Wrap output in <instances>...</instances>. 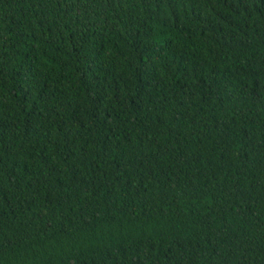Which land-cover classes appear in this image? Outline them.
Wrapping results in <instances>:
<instances>
[{
    "label": "trees",
    "instance_id": "1",
    "mask_svg": "<svg viewBox=\"0 0 264 264\" xmlns=\"http://www.w3.org/2000/svg\"><path fill=\"white\" fill-rule=\"evenodd\" d=\"M0 264H264V0H0Z\"/></svg>",
    "mask_w": 264,
    "mask_h": 264
}]
</instances>
